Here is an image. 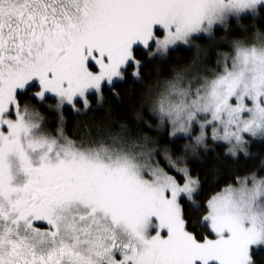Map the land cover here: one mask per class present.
Returning <instances> with one entry per match:
<instances>
[{
    "label": "snow or ice",
    "instance_id": "1",
    "mask_svg": "<svg viewBox=\"0 0 264 264\" xmlns=\"http://www.w3.org/2000/svg\"><path fill=\"white\" fill-rule=\"evenodd\" d=\"M0 264H264V0H0Z\"/></svg>",
    "mask_w": 264,
    "mask_h": 264
},
{
    "label": "trees",
    "instance_id": "2",
    "mask_svg": "<svg viewBox=\"0 0 264 264\" xmlns=\"http://www.w3.org/2000/svg\"><path fill=\"white\" fill-rule=\"evenodd\" d=\"M68 118H69V120H71V115H70V114H69V117H68ZM243 166H244V162L242 161V162H241V167H243ZM197 170L200 171L199 168H198Z\"/></svg>",
    "mask_w": 264,
    "mask_h": 264
}]
</instances>
